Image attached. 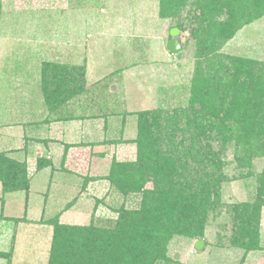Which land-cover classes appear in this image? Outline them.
Segmentation results:
<instances>
[{
	"label": "rangeland",
	"instance_id": "374dc122",
	"mask_svg": "<svg viewBox=\"0 0 264 264\" xmlns=\"http://www.w3.org/2000/svg\"><path fill=\"white\" fill-rule=\"evenodd\" d=\"M202 3L187 0L163 17L160 0H0V155L26 164L29 181L28 192L4 193L1 180L14 171L0 173V264H49L53 227L45 222L111 229L118 211H137L147 191L162 192L185 230L152 264H264V113L255 141L252 129L235 134L237 112H206L192 95L221 69L197 54L195 35L209 23ZM221 15L214 20L225 21ZM172 29L179 55L167 49ZM212 47L215 59L253 61L264 96V16ZM220 76L206 82L212 92L231 85ZM81 77L84 95L64 101L59 93ZM197 116L207 127L199 138L189 125ZM223 123L232 127L220 134ZM141 124L154 127L146 130L153 140L137 146ZM38 158L51 166L39 170ZM116 163L147 176L127 181L123 166L106 180ZM133 183L141 191L125 193Z\"/></svg>",
	"mask_w": 264,
	"mask_h": 264
},
{
	"label": "trees",
	"instance_id": "16d2710c",
	"mask_svg": "<svg viewBox=\"0 0 264 264\" xmlns=\"http://www.w3.org/2000/svg\"><path fill=\"white\" fill-rule=\"evenodd\" d=\"M162 3L160 14L163 17L175 16L178 11L186 6L187 0H160ZM200 2H205L206 5L203 9V14L205 18H209V23L207 27L202 26L199 35H195L197 45V54L201 58L210 59L220 64L219 72L215 73L211 79H203L199 83L201 89L192 90V95H198L199 101L203 102V105L207 107V111L216 112L217 107H219V112L223 111V108L227 111V117H229V112H237V117L239 122L243 124L241 127H237L239 130L243 128L252 129L256 133L261 129L260 118L264 113V96L258 94L262 80L258 74H255L252 69L253 61L248 58L243 57H224L215 59L213 56V43L216 40L225 41L231 39L238 30L251 22L260 19L264 16V0H200ZM205 3H202L203 5ZM221 13H225L226 20L221 21L214 20L216 15L220 16ZM222 16V15H221ZM206 21H204L205 23ZM220 61V62H219ZM220 71L223 72V76L226 81L231 84L225 87L224 92L222 89L217 87L215 92H212V88L206 82H215L216 84L220 81ZM73 87H68L59 93V96L64 101L71 98H75L78 95H84L86 92L85 85L86 80L81 77L80 81L73 82ZM254 85V89H247L245 85ZM262 89V88H261ZM220 91L222 93H220ZM264 92V90H263ZM251 94V97L249 95ZM261 98H260V97ZM252 98L253 100H249ZM59 99V98H58ZM57 101L59 102V100ZM195 98V101L198 100ZM255 100H259V108L257 111L251 109L254 105ZM56 101V102H57ZM229 105H228V104ZM256 103V102H255ZM208 104V105H207ZM229 107H228V106ZM64 106V103L58 108ZM203 106V107H204ZM65 107V106H64ZM203 117L206 115L205 110ZM146 114L141 116L140 123L145 121ZM243 115V116H242ZM226 117V118H227ZM225 118V119H226ZM201 118L199 116L193 117L190 122L197 124L195 126L196 134L195 137L199 138V135H203L206 132L207 127L198 124ZM224 120V118L222 119ZM159 123L153 122L152 126L158 125ZM139 126V135L136 139L137 146L142 145L141 140L151 139L153 140L152 132L146 131L147 129L153 130L150 126H145L141 124ZM200 125V126H199ZM223 123L218 127L220 129V134L223 133ZM259 126V130H255V127ZM227 127H232L228 125ZM166 129L168 127L166 126ZM162 130V129H161ZM229 130H231L229 128ZM160 131V130H158ZM253 131V132H254ZM161 134L158 135V140H160ZM161 141V140H160ZM258 142L254 143L256 145ZM151 144V143H150ZM155 148V147H154ZM251 148V147H250ZM145 150H150L149 147H145ZM152 152V151H151ZM161 154V151L158 152ZM160 158H157V163L160 162ZM198 169H202L203 166L196 161ZM38 169H43L46 166H51V162L38 158ZM127 167L126 169L124 167ZM124 168L126 173L127 181H138L146 178V172L142 170H137L133 168L132 163H116L112 167L111 172L105 177L106 180L110 178L115 179L122 174L121 168ZM138 167V166H137ZM196 167V169H197ZM13 170L14 172H9V178L2 179L4 186V193L13 191L12 189L18 187L15 190H27L29 187V181L26 177V164H18L12 159L7 158L4 155H0V173L5 171ZM197 169V171H198ZM123 172V173H124ZM124 173V175H125ZM113 176V177H112ZM22 186H24L22 188ZM128 186V185H127ZM126 186V187H127ZM141 186L131 184L127 188L124 187L125 193H135L141 191ZM145 193V192H144ZM145 201L142 202L140 208L137 211H118V220L116 221L115 227L111 229H99L91 223L88 226L79 225H64L60 223L58 219L54 221L45 222L46 224L53 227V240L50 250L49 264H152L155 260L154 252L156 250L165 251L167 244L177 235L184 233L183 227L178 224L182 220V213L177 212L175 206L170 204L164 197L161 191L149 192L144 194ZM196 197L192 200L194 201ZM197 206H191L188 210V215L194 218ZM174 213V216H172ZM187 213H183L184 215ZM184 230V231H183ZM193 230V229H192ZM191 230V231H192ZM197 231H192L193 233ZM257 246V245H256ZM152 262V263H151Z\"/></svg>",
	"mask_w": 264,
	"mask_h": 264
},
{
	"label": "water",
	"instance_id": "95a60500",
	"mask_svg": "<svg viewBox=\"0 0 264 264\" xmlns=\"http://www.w3.org/2000/svg\"><path fill=\"white\" fill-rule=\"evenodd\" d=\"M172 39L167 43V49L170 53L173 55H179L182 51V45L179 40L176 39V37L179 35L178 29H172L170 33ZM204 247V243L202 241H197L195 244L196 250H201Z\"/></svg>",
	"mask_w": 264,
	"mask_h": 264
},
{
	"label": "crops",
	"instance_id": "0c3cea01",
	"mask_svg": "<svg viewBox=\"0 0 264 264\" xmlns=\"http://www.w3.org/2000/svg\"><path fill=\"white\" fill-rule=\"evenodd\" d=\"M69 152V151H68ZM68 152L66 153V154H68ZM65 156V158H66V155H64ZM31 161H33V160H31ZM52 164L54 165V168H55V166H56V164H55V162L52 160ZM62 166L63 165H65V160L64 159H62ZM64 167V166H63ZM65 169H66V167H65ZM68 169V168H67ZM68 171V170H67ZM69 172H70V170H69ZM73 173V172H72ZM76 175H78V174H76Z\"/></svg>",
	"mask_w": 264,
	"mask_h": 264
}]
</instances>
